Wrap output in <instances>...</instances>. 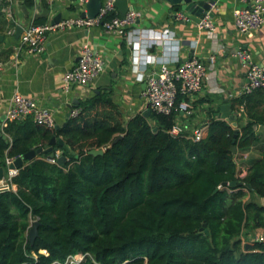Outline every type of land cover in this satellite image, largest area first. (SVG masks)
I'll use <instances>...</instances> for the list:
<instances>
[{
	"label": "trees",
	"instance_id": "16d2710c",
	"mask_svg": "<svg viewBox=\"0 0 264 264\" xmlns=\"http://www.w3.org/2000/svg\"><path fill=\"white\" fill-rule=\"evenodd\" d=\"M115 15L116 9L103 20ZM12 52L1 50L0 61ZM232 108L235 126L212 118L198 141L169 133L175 111L125 116L110 89L74 102L77 113L59 128L30 116L7 121L2 165L49 146L54 136L69 150H62L63 165L47 152L25 159L11 179L16 190L0 193V264H51L74 253L85 254L77 264H264V243L241 239L264 229V144L242 177L230 150L262 139L256 126L264 125V88L240 94Z\"/></svg>",
	"mask_w": 264,
	"mask_h": 264
},
{
	"label": "crops",
	"instance_id": "0c3cea01",
	"mask_svg": "<svg viewBox=\"0 0 264 264\" xmlns=\"http://www.w3.org/2000/svg\"><path fill=\"white\" fill-rule=\"evenodd\" d=\"M1 1L5 5L0 9V34H4L0 51L12 47L13 52L8 59L0 61V136L6 135L3 131L8 121L6 111L11 97L16 93L47 107L54 116L55 124L65 122L69 102L90 97L96 90L110 89L113 101L125 116L144 111L148 109L144 96L147 79L150 75L156 76L159 66L169 63L175 55L179 60L196 56L206 67L200 90L188 98L191 112L187 116L179 112L175 119L176 124L183 128L182 133L190 135L210 119L221 118V105L229 104L230 112H236L232 108V100L240 96L247 81L246 66L234 56L237 49L248 50L254 60L264 66V25L253 37H247L237 30L233 9L242 4L235 0H215L209 11L212 16L204 18L212 24L213 29H201L199 23L174 19L172 14L177 11L176 6L166 0H125L128 10L142 12L134 28L152 32L170 30L171 39L155 41L147 47L146 55L155 56L156 61L147 64L146 69L142 41L135 39L139 41V48H135L121 35L107 33L101 26L50 31L44 50L38 54L30 53L19 45V39H14L15 26L11 27L12 22L17 23L24 17L23 6L28 12L25 23L41 14L52 22L83 15V12L76 8V0H33V5H28L26 0ZM122 8L123 5L119 3L115 6L119 14H122ZM13 29V33H8ZM83 44L102 54L104 69L88 86H75L66 95L61 87L62 74L76 62ZM211 55L215 56L214 63L209 60ZM241 110L242 107H239V112ZM256 127L262 135L260 142L249 149H236L235 152L237 173L241 177L246 174L251 161L260 157L258 147L264 144V125ZM206 131L207 128H204V135ZM7 175L9 170L3 167V176ZM244 191L247 199L249 193L246 189ZM259 200L254 196L255 202L262 203Z\"/></svg>",
	"mask_w": 264,
	"mask_h": 264
},
{
	"label": "built area",
	"instance_id": "2783aa9c",
	"mask_svg": "<svg viewBox=\"0 0 264 264\" xmlns=\"http://www.w3.org/2000/svg\"><path fill=\"white\" fill-rule=\"evenodd\" d=\"M88 1L76 0L75 6L78 10L85 11V4ZM115 1L103 0L98 14L93 18L87 17L84 14L64 18L57 22L47 21L37 25L29 20V22L23 25V31L19 37V45L25 47L30 53L38 54L44 50L46 38L50 31L74 27L89 28L93 26H101L107 33L112 32L121 35L129 45H134L135 48H139V41H142V48L145 55L147 53V47L151 46L155 41H161L165 38L171 39L170 30L168 29L152 32L153 30L147 31L134 28L136 22L142 17V12L139 10L130 9L123 14L103 20L105 14L115 10ZM235 1L242 4V6H237L233 9L235 27L247 37H253L256 31L264 25V0ZM172 17L181 21L189 20L180 11H174ZM17 23H15V26ZM199 27L201 29H213L212 24L207 19L200 21ZM13 32L14 29L8 33ZM234 56L246 66L247 81L243 85L240 94L249 93L256 88H264V66L259 65L254 60L252 54L246 49H237L234 52ZM143 59L145 64L144 69L156 61L155 56L150 55H146ZM209 60L211 63H214L215 56L211 55ZM104 65L105 59L102 54L88 44H83L76 62L62 74L61 87L63 92L69 95L75 86H88L103 71ZM205 74L206 67L198 57L191 56L179 60L177 55H175L169 60V63L159 66L156 71V76L150 75L147 79L144 96L148 109L162 114H170L175 111V117L178 116L179 112L184 114L183 116H187L191 112L188 98L200 90ZM71 113L76 114L77 110L71 109ZM29 116L33 120L46 123L49 126L55 124L54 116L47 107L36 104L32 99L22 94H14L10 99L6 111L8 121L21 120ZM207 124L196 128L188 137L194 141L200 140L204 136V128H207ZM182 129L174 121V125L171 127L169 133L172 136H177L182 133ZM61 154L62 150L56 149L54 155L47 159L56 163L57 158ZM15 158H5V164L2 166L7 171L9 170V175L2 176L0 179V193L16 190V186L12 183L11 179L17 173L18 169L8 168V165ZM255 243H264V229H258L242 240V244L246 246ZM84 257L85 254L83 253H74L68 255L63 262L54 261L51 264H77Z\"/></svg>",
	"mask_w": 264,
	"mask_h": 264
},
{
	"label": "water",
	"instance_id": "95a60500",
	"mask_svg": "<svg viewBox=\"0 0 264 264\" xmlns=\"http://www.w3.org/2000/svg\"><path fill=\"white\" fill-rule=\"evenodd\" d=\"M170 5L176 6L177 11H180L181 13H185L187 18L189 19L190 22L194 23H199L201 20H203L206 16L211 17L212 13L209 12L211 9V6L215 4V0H166ZM122 4V14L125 13L128 10V6L125 4V0H116L115 1V6L117 4ZM102 6V0H89L85 4V11H82L83 15L86 14L87 17L93 18L95 17L100 8ZM23 11H24V17L22 18L21 21H19L16 26H15V32H14V39L18 40L22 31H23V25L26 22V19L28 17V12L26 11L25 7L23 6ZM58 20H53L52 22H57ZM4 39V34H0V41ZM78 101L77 99H73L71 103H68V108L69 112L66 114L67 117L70 116V110L72 109V105L74 102ZM220 112H221V118L232 121V124L235 125V119L238 116L237 112L231 113L230 112V105L229 104H223L220 106ZM144 116H147L150 113V109H146L143 112ZM65 122L62 124H55V128H59L60 126H64ZM4 140H8L7 136L2 134L1 135ZM121 135L117 136L113 142L117 141ZM58 144L59 147H53L55 144ZM61 149L63 151H68V147L65 145L63 140L61 138H56L55 136L51 138L50 144L47 147H39L36 150H31L27 152L24 156H18L16 157L9 165V169H19L23 164L24 160L28 159L31 160L34 158L37 154L39 153H49V155L52 157L54 155V151L56 149ZM231 152L234 154L236 152V146L234 144L231 145L230 147ZM102 149H92L89 151V154H99L102 153ZM65 160V155L61 154L57 160L56 163L58 165H63ZM3 176V167L0 164V179ZM38 221H33L31 224V228H29L28 231V238L30 242L34 240V238L37 236V228H38ZM205 225V224H204ZM208 231L205 230V233Z\"/></svg>",
	"mask_w": 264,
	"mask_h": 264
},
{
	"label": "rangeland",
	"instance_id": "374dc122",
	"mask_svg": "<svg viewBox=\"0 0 264 264\" xmlns=\"http://www.w3.org/2000/svg\"><path fill=\"white\" fill-rule=\"evenodd\" d=\"M235 126V125H234ZM259 201H261V200H259ZM35 221V220H34ZM32 223H33V221H32ZM31 228V227H30ZM28 233V232H27ZM242 237H241V239L243 240L245 237H244V235H241ZM41 253H45L43 250H41L40 251ZM34 257H35V255L34 254H32Z\"/></svg>",
	"mask_w": 264,
	"mask_h": 264
}]
</instances>
